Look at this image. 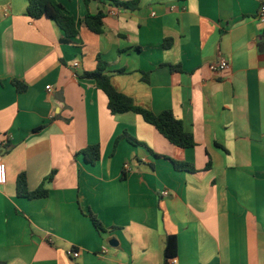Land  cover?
I'll return each mask as SVG.
<instances>
[{
    "label": "crops",
    "instance_id": "obj_1",
    "mask_svg": "<svg viewBox=\"0 0 264 264\" xmlns=\"http://www.w3.org/2000/svg\"><path fill=\"white\" fill-rule=\"evenodd\" d=\"M57 1L78 22L69 43L54 21L28 16L27 0H0V264H166L170 235L167 264H264V0H140L135 11ZM100 11L95 34L80 21ZM98 56L119 92L172 110L196 146L171 144L134 112L111 114L81 77ZM222 59L228 69L210 70ZM93 145L95 164L81 154ZM22 173L48 196L20 197Z\"/></svg>",
    "mask_w": 264,
    "mask_h": 264
},
{
    "label": "trees",
    "instance_id": "obj_2",
    "mask_svg": "<svg viewBox=\"0 0 264 264\" xmlns=\"http://www.w3.org/2000/svg\"><path fill=\"white\" fill-rule=\"evenodd\" d=\"M28 16L33 20H38L40 18L46 17L55 22V24L64 32V38L61 39L62 43H69L73 38L79 35L78 22L73 16L69 14L64 5L57 0H27ZM92 0H85L88 4ZM101 3H106L107 1L113 4L123 7L126 10H138L140 0H131L122 2L120 0H97ZM104 17L103 11L97 14L87 13L80 21L88 30L95 34H102L104 32ZM166 41V46H168ZM264 45V44H262ZM108 63L98 56L97 66L93 71L84 72L81 77L83 79H89L95 81L98 90L105 93L108 98V109L111 114H122L127 112H134L142 116V118L166 138L171 144L181 148L189 149L196 146V141L193 134L187 132L184 128L182 120L178 119L172 110H165L156 114L148 109L138 106L134 103L132 98L119 92L113 85L111 81V76L108 74ZM173 70H178V68L172 67ZM119 73L124 72L123 70L118 71ZM147 80V79H146ZM12 84L16 87L17 91L22 93L27 90V85L23 84L18 80H12ZM42 126L36 131L44 129ZM125 137V136H123ZM122 137H120L121 139ZM128 140L134 145H140L146 147L144 144L138 142L132 137L127 136ZM116 141V145L118 143ZM84 155L86 161L91 164H95L101 158V150L99 145L89 146L81 152ZM173 164L178 171H189L195 172L193 164L184 161H173ZM53 178V173L47 178L51 180ZM17 193L20 197H26L28 199H38L45 198L48 196L49 191L44 188V185L39 187L34 191H30L27 185V178L24 173L20 174L17 180ZM92 223L99 231H104L105 228L100 221V219L93 213L89 212ZM177 253V237L175 235H170L167 237L166 246L164 251V257L166 264L169 259L176 256Z\"/></svg>",
    "mask_w": 264,
    "mask_h": 264
},
{
    "label": "built area",
    "instance_id": "obj_3",
    "mask_svg": "<svg viewBox=\"0 0 264 264\" xmlns=\"http://www.w3.org/2000/svg\"><path fill=\"white\" fill-rule=\"evenodd\" d=\"M257 18L258 20L264 24V4H262L259 8L258 14H257ZM79 66V62H75L74 63V67H78ZM230 67L229 63L227 60L222 59L220 61H215L212 62L211 64H209V68L210 70H212L213 72H219V71H223L226 70ZM48 89H50V87H47ZM8 144V140L3 139L0 137V149H5L6 146ZM7 182V167L6 164L3 162V160L1 159L0 156V185H4ZM163 196H169L168 191H163L162 192ZM72 255L77 258L79 257V252L77 251H72Z\"/></svg>",
    "mask_w": 264,
    "mask_h": 264
}]
</instances>
